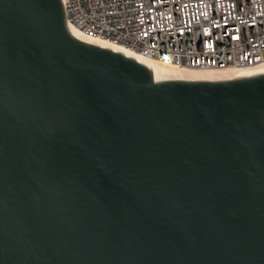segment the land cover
<instances>
[{"label":"water","instance_id":"1","mask_svg":"<svg viewBox=\"0 0 264 264\" xmlns=\"http://www.w3.org/2000/svg\"><path fill=\"white\" fill-rule=\"evenodd\" d=\"M0 264H264V73L156 82L0 0Z\"/></svg>","mask_w":264,"mask_h":264},{"label":"built area","instance_id":"2","mask_svg":"<svg viewBox=\"0 0 264 264\" xmlns=\"http://www.w3.org/2000/svg\"><path fill=\"white\" fill-rule=\"evenodd\" d=\"M67 26L162 64L264 63V0H62Z\"/></svg>","mask_w":264,"mask_h":264},{"label":"bare ground","instance_id":"3","mask_svg":"<svg viewBox=\"0 0 264 264\" xmlns=\"http://www.w3.org/2000/svg\"><path fill=\"white\" fill-rule=\"evenodd\" d=\"M68 29L71 33H73L77 38L87 40L90 42L95 43H102L120 47L127 51H130L136 54L139 58L144 59L148 62L152 77L154 81H164V80H226L232 79L236 77H243V76H251L256 74L264 73V63H259L250 67L244 68H229L223 70H216V69H193V68H183L177 67L173 65L162 64L159 61L152 60L146 57H143L139 53L133 52L129 49H126L120 45H115L112 43H108L106 41L101 40H94L89 39L83 36L77 29L68 26Z\"/></svg>","mask_w":264,"mask_h":264}]
</instances>
